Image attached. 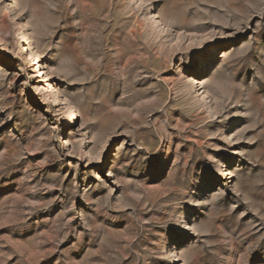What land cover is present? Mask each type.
I'll list each match as a JSON object with an SVG mask.
<instances>
[{"label": "rangeland", "instance_id": "obj_1", "mask_svg": "<svg viewBox=\"0 0 264 264\" xmlns=\"http://www.w3.org/2000/svg\"><path fill=\"white\" fill-rule=\"evenodd\" d=\"M0 264H264V0H0Z\"/></svg>", "mask_w": 264, "mask_h": 264}]
</instances>
